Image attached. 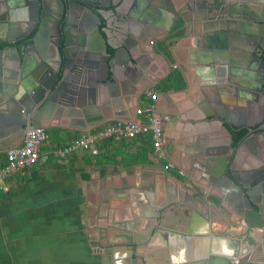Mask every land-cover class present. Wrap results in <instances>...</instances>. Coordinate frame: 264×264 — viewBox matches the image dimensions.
I'll use <instances>...</instances> for the list:
<instances>
[{
  "label": "crops",
  "instance_id": "1",
  "mask_svg": "<svg viewBox=\"0 0 264 264\" xmlns=\"http://www.w3.org/2000/svg\"><path fill=\"white\" fill-rule=\"evenodd\" d=\"M19 1L13 12L26 14ZM193 1L207 13L205 6L212 0H156L146 6L149 41L142 56H132L144 70L137 67L136 73L128 55L121 53L116 75L109 73L117 84L102 90L105 99L89 107L88 117L64 115L42 124L49 139L40 162L0 184L8 187V192L0 190V264H222L237 236L260 248L255 261L243 264H264V228L250 231L244 226L237 198L218 180V165L207 157L214 160L227 152L223 119L226 127L253 126L256 131L264 123V97L252 88L259 82L257 66L251 67L248 55V31L257 30L234 22L205 31L188 8ZM242 1L249 10L260 7L259 0L225 4ZM134 2L128 0V7ZM176 6L183 8L185 21L168 49L159 37L178 24L171 11ZM116 15L103 26L113 50L126 38L124 13ZM256 40L264 45V34ZM153 50H161L169 62ZM225 61L237 62L238 71L235 66L227 71ZM150 91L158 93L157 112L165 117L166 160L141 156L151 150L145 145L149 137L103 141L97 155L78 151L60 159L52 153L85 132L134 122L136 110L150 102ZM208 113L216 118L208 119ZM11 130L10 117L1 114L0 165L9 150L23 143H8L5 135ZM261 150L263 136L241 150L236 170L242 178H251V171L260 168L254 155ZM166 164L172 167L165 170ZM215 197L223 202L213 207L203 202L216 203ZM244 255L241 248L234 263Z\"/></svg>",
  "mask_w": 264,
  "mask_h": 264
},
{
  "label": "water",
  "instance_id": "2",
  "mask_svg": "<svg viewBox=\"0 0 264 264\" xmlns=\"http://www.w3.org/2000/svg\"><path fill=\"white\" fill-rule=\"evenodd\" d=\"M58 1L60 12L55 10L52 0H20L26 14H15L13 9L17 0H0V28L3 27L0 33V115L7 114L10 117L12 130L5 136L12 147L17 139L23 141L29 130L44 128L42 124L46 121L64 115L88 117L92 110L89 107L97 100H103L102 90L117 84L114 83L116 78H109V73L116 75L117 60L121 53L128 55L130 66L136 73L144 70L139 59L132 56L137 53L142 56L144 53L143 46L149 41L146 31L151 23L146 19V6L155 4L156 0H135L130 7L128 0H107V5L101 3V0ZM69 1L82 8L86 14V24H73L68 19ZM212 2L211 8L207 10L206 7L207 13L199 11V5L195 1L188 5L200 23H203L205 31L211 27L224 28L234 22L242 28L254 27L258 32L264 30V26L260 27L264 24V5L256 11H250L247 2L242 1L243 4L233 5L236 8L232 7V12H227L225 5L221 7L216 0L210 4ZM182 10L178 6L171 10L178 24L159 37L168 49L170 44L179 39V31L183 28L185 17L181 14ZM116 12L124 13L123 34L126 38L122 47L113 50L108 47L103 26H109V19L117 16ZM14 28L17 31L12 32ZM262 34L251 36L249 57L256 49L264 52V45L257 44L256 40ZM160 51L153 50V53L168 63L166 55ZM256 58L261 64L264 84V58ZM223 65L227 71H232L234 66L238 71L237 62L225 61ZM263 84L253 88V91L261 94ZM160 116L161 121L165 120L163 115ZM207 117L214 120L216 115L208 113ZM223 121L225 123V119ZM224 123L223 127L229 139L227 152L223 157L214 160L211 155L207 157L218 165V180L231 188V194L237 198L238 214L244 226L250 231L264 228V197L256 189L257 184H264V176H258L252 182L250 176L242 178L236 170L238 156L245 145L260 136L264 137V123L257 131L253 126L238 127L231 124V127H226ZM243 131L245 134L241 140L234 144V135ZM254 158H257L256 154ZM262 187L264 192V185ZM214 199L216 203L206 199L203 202L213 207L222 203L224 198ZM241 248L246 250V255L238 261L243 263L257 259L255 253L260 248H255V242L246 245L244 236H237L230 244V255L221 260L222 264H232Z\"/></svg>",
  "mask_w": 264,
  "mask_h": 264
},
{
  "label": "built area",
  "instance_id": "3",
  "mask_svg": "<svg viewBox=\"0 0 264 264\" xmlns=\"http://www.w3.org/2000/svg\"><path fill=\"white\" fill-rule=\"evenodd\" d=\"M158 96L155 91L148 93L150 102L145 108L136 110L137 119L134 122H115L97 130L85 132L68 145L58 148L52 153L60 159L78 151H89L91 154L97 155L98 145L103 141L150 137L153 157L158 161L166 160L162 121L155 105ZM48 139L49 136L44 128L29 130L25 134L22 145L6 153L5 164L0 165V184L14 174L37 165L41 160V148ZM171 167V164H166L164 169L168 170ZM0 190L8 192V187L0 186Z\"/></svg>",
  "mask_w": 264,
  "mask_h": 264
},
{
  "label": "flooded vegetation",
  "instance_id": "4",
  "mask_svg": "<svg viewBox=\"0 0 264 264\" xmlns=\"http://www.w3.org/2000/svg\"><path fill=\"white\" fill-rule=\"evenodd\" d=\"M53 1V4H54V7H55V10H57V11H59L60 12V3H59V1L58 0H52ZM213 1V0H212ZM217 1V5H221V7H222V5H225L226 6V2L224 1H222L223 3L222 4H220L221 3V1H219V0H216ZM219 1V2H218ZM211 2V1H210ZM210 2L208 3V5H206L205 6V9H206V7H207V10H208V8H211L212 7V4H213V2L210 4ZM101 3H103V4H105V5H107L108 4V1L107 0H101ZM219 3V4H218ZM234 4H232L231 5V7H229V6H226L225 7V9H226V11L227 12H232V7L234 8L235 6H233ZM255 5V4H254ZM264 5V0H259V3H258V6H260L259 7V9L262 7ZM236 8V7H235ZM251 11H254L253 9H250ZM58 14V13H57ZM109 17H111V16H109ZM68 19L73 23V24H75V23H79V22H83V23H85L86 24V14L84 13V11H82V8H80L79 6H77L76 4H74V3H70V1H69V15H68ZM232 24V23H231ZM103 25V24H102ZM264 26V24H262L260 27H263ZM254 28V27H253ZM256 30H257V28H256ZM260 31V30H259ZM262 32L264 33V30H261L260 32H258V30H257V32H256V34L258 33V35H259V33H261L262 34ZM249 35H250V37L251 36H254V33H249ZM261 57V58H264V52L263 51H260V50H257L256 49V52H254L253 54H252V56H251V59H250V65H251V67H254V66H257V71H258V76H259V82H258V84H257V86H255L254 84L252 85V88H255V87H258L259 85H261V84H263V76L261 75L262 74V72H261V64H260V62L259 61H257L256 59V57ZM261 82V83H260ZM261 94L263 95V97H264V84H263V87H262V92H261ZM264 104V103H263ZM263 119H264V107H263ZM254 142V141H253ZM257 158H254V159H256V161H259V162H261V165H260V168L259 169H257V170H253V171H251L252 172V174H251V181L253 182V181H256V179H257V177L258 176H264V150H261L260 151V153L258 152L257 154ZM255 156V155H254ZM255 171H257V172H259V175L257 174V175H255L254 173H255ZM258 185V184H257ZM264 184L263 183H261V186H260V188L262 189ZM256 189H257V191L260 193L261 191L260 190H258V188L256 187ZM262 191H263V189H262ZM260 195H262V197H264V192L263 193H260ZM247 245H250L249 243L247 244ZM230 253H231V251L228 253V255H226L225 257H224V259L223 260H225L226 258H227V256H229L230 255ZM234 261H235V259H234ZM234 261H232V264H243L241 261H236L235 263H234Z\"/></svg>",
  "mask_w": 264,
  "mask_h": 264
},
{
  "label": "trees",
  "instance_id": "5",
  "mask_svg": "<svg viewBox=\"0 0 264 264\" xmlns=\"http://www.w3.org/2000/svg\"><path fill=\"white\" fill-rule=\"evenodd\" d=\"M110 52H111V51H110ZM46 132H47V131H46ZM47 134H48V132H47ZM244 134H245V132L243 131V132H240V133L234 135V144H237V143L241 140V138L243 137ZM145 145L150 146V147H151V150H148L147 152H146L145 150H143V151L141 152V156H143V158L148 157L149 159H151V156H152V142H151L150 137L148 138V140H147V142L145 143ZM153 158H154V157H153ZM4 164H5V163H4ZM4 164H3V165H4Z\"/></svg>",
  "mask_w": 264,
  "mask_h": 264
}]
</instances>
